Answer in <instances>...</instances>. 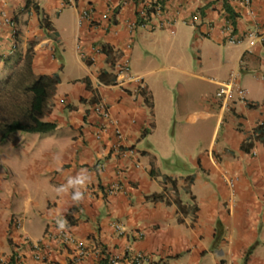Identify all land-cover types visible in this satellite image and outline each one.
<instances>
[{"label":"crops","instance_id":"crops-1","mask_svg":"<svg viewBox=\"0 0 264 264\" xmlns=\"http://www.w3.org/2000/svg\"><path fill=\"white\" fill-rule=\"evenodd\" d=\"M89 9L91 16L83 18ZM106 14L108 19L103 18ZM187 28L197 31L196 41ZM252 29L261 37L250 46L246 33ZM232 34L242 42L229 45ZM185 35L184 44L194 40L199 47V70L187 66L189 57L177 56ZM31 43L34 73L60 76L45 117L57 126L48 134L23 133L20 139L17 133L1 145L14 147L0 161V264L8 263L22 235L41 241V251L49 255L47 262L37 261L24 246L21 264H71L75 243L60 238L61 221L69 225L75 242L91 247L75 264H99L95 247L143 251L154 264H264V134L258 133L264 132V0L249 5L245 0H0V82L23 63ZM104 46L123 48L129 62L140 49L136 61L141 65L135 72L145 78L152 107L120 87L108 86L112 78L104 72L112 57ZM64 56L88 76L68 79L64 87ZM183 57L185 66L179 68ZM177 72L192 85H218L236 72L247 94L245 100L236 95L226 107L210 87L198 91L192 105L188 94L177 96L191 129L181 126L180 146L166 144L162 156L187 152L193 165L187 174L177 175L174 192L161 182L160 169L156 171L157 157L151 151L156 138L147 147L142 139L145 129L151 138L159 130L154 92L164 101L157 102L160 109L171 107L166 105V82L171 85ZM101 80L107 86L95 90ZM93 94L111 103L135 155L112 150V134L96 139ZM176 124L174 134L180 132ZM190 138L206 140L190 153L191 148L181 149ZM115 181L123 190L107 194ZM159 193L162 197L153 200ZM16 216L22 218L21 225ZM115 222L123 225L124 234L116 233ZM137 230L144 236L138 238Z\"/></svg>","mask_w":264,"mask_h":264},{"label":"rangeland","instance_id":"rangeland-1","mask_svg":"<svg viewBox=\"0 0 264 264\" xmlns=\"http://www.w3.org/2000/svg\"><path fill=\"white\" fill-rule=\"evenodd\" d=\"M192 25V24H190ZM189 27V26H188ZM190 29V28H187V30ZM192 33L191 36H193V39L195 40V38L197 37V31L195 30H188V34L189 33ZM188 37H190V35H188ZM202 38V37H201ZM200 38V39H201ZM185 39H186V35H185V38L184 40L182 41V53H179L177 54V56H184V57H189L190 58V62L189 63H186L187 66L189 68H192L194 70H199V67H198V59L201 57L200 54H199V47H197L194 43V40L192 41H189L187 42L186 44L185 43ZM192 39V38H191ZM196 41V40H195ZM229 45H236V44H229ZM201 47L204 49L203 45H201ZM179 49V48H178ZM143 51V50H142ZM140 52V49H138L136 52L133 53V58H132V62H131V69H132V72H134L135 75H140L139 73H136L135 72V68L139 67L141 65V63L136 59L139 57L137 53ZM226 54V53H225ZM179 56V57H180ZM184 57L181 59V62L180 60L178 62H180L178 65H179V68L180 66L183 64L185 66V61H183ZM205 58V57H204ZM61 59H62V56H61ZM157 59H159L157 57ZM136 61V62H135ZM63 63H65V68L63 70H61V74H62V78L64 80V87L67 83V81L69 80H74L75 78L77 79H81V80H84L86 78V76H88V73L86 70L82 69L81 68V71L79 70V68L76 66V63L72 62L71 60L67 59V57L64 56V61ZM206 66V62H204V67ZM206 74L208 75H211V74H217L216 72L212 71V70H208V69H205L204 70ZM226 72H228V69L226 70ZM179 72H177L176 75H174V82L170 85L169 83L166 82V89L168 91V95H169V101L166 102V105H169L171 107H168L167 109H160L159 105L157 102L159 103H163L164 101L160 100V99H157V92H154V109L157 114L156 116V122L158 124V128L159 130L157 131L156 135L153 136L151 138L150 136V133L149 132H146L143 136V139H142V146H146L147 147V144H148V141L150 142L151 140H156L154 141L157 145H158V149L155 145V143L153 142L154 144V147H152V153H154V155H156L157 159L155 160V164H157V167H156V171L159 172L157 170L160 169L162 175L160 176L161 178V182L165 184V186H169L170 188H172L174 185H176V177L177 175H179L180 173L181 174H187L188 172V166L193 165L192 164V155H187V152L186 154L183 152V153H179V155H171L170 158H165L162 156V150L164 148V146L166 144H169L168 148H170L171 146H174L175 147H178L180 146L181 143H178V142H181L178 141V139L180 138L179 134H182L183 131L181 132V126H182V129L186 130V129H191L190 127H187V124H186V121H185V114L182 109L180 110V107L178 108V102L175 101L177 99V96L180 95V97L184 96L185 94H188L187 97H188V100H189V104L192 105V103L190 102L191 100H193L194 98H196V94L197 92L199 91L200 94L205 92L204 90H206L205 87H210L212 88L213 90H218L219 87H220V84L218 83L213 85V84H208L206 82H197L196 85L195 83L192 85V83L189 81L190 79L187 78L186 76H180L178 75ZM165 77V74H162L161 75V80ZM230 77V75H229ZM228 77V78H229ZM228 78H226L225 80H228ZM69 79V80H68ZM160 79V75L157 76V81ZM222 82V81H220ZM179 85H180V88H179ZM198 95V94H197ZM78 101V100H77ZM188 104V108H190V105ZM153 105H151L152 107ZM150 107V108H151ZM175 120V121H174ZM174 121V122H173ZM177 121V124L175 123ZM175 124L176 126H179V130L180 132L177 134H174V129H175ZM150 126V125H149ZM193 127V126H191ZM209 132H207V134H210V131L211 129H208ZM24 132H18V135H17V139H20L22 137ZM169 139V140H168ZM206 139L205 138H199V139H196V141H194L193 139L190 138V142L185 140L184 141V145L181 149H185V150H189L190 153L196 151L197 147L202 144H204V141ZM172 142V143H170ZM192 144H194L192 146ZM14 145L13 144H9L8 147L6 146H1L0 147V161H2L4 158H5V155L8 154V151L9 149L13 148ZM179 150V149H177ZM198 152V151H197ZM10 155H14V150H12L10 152ZM194 155V154H193ZM140 157H142V155L140 154L139 155ZM194 157H196L194 155ZM7 160H5L3 163H6ZM3 169L5 170H8V168L4 167L2 165ZM157 172H156V175H157ZM169 175V176H167ZM170 175H173V176H170ZM153 191V189H152ZM159 194H163V193H159Z\"/></svg>","mask_w":264,"mask_h":264},{"label":"clouds","instance_id":"clouds-1","mask_svg":"<svg viewBox=\"0 0 264 264\" xmlns=\"http://www.w3.org/2000/svg\"><path fill=\"white\" fill-rule=\"evenodd\" d=\"M245 3H246L247 5H249V4L251 3V0H245ZM151 7H153V6L151 5ZM154 7L156 8L157 5H155ZM153 10H154V9H153ZM91 11H92V8H91ZM91 11H90V9H89V10H84L83 13H82V17H83V18H88V17H90V16H91ZM113 13H114V12H113ZM249 13L252 14L253 11L250 10ZM141 17H142V15H141ZM103 18H104V19H108V18H109V15L106 14ZM112 19H114V18H110V20H112ZM108 21H109V20H108ZM112 21L114 22V20H112ZM109 22H110L111 24L113 23V22H111V21H109ZM253 30H257L258 33H259V30H258V29H252V30H250V31H253ZM250 31H248V32H250ZM248 32H247V33H248ZM247 33H246V35H247ZM232 35H233L234 37H236L235 34H232ZM232 35H231V36H232ZM231 36H230V37H231ZM230 37H229V38H230ZM260 37H261V35H260V33H259V38L256 39L255 43L258 41V39H260ZM236 38H238V37H236ZM238 39H239V38H238ZM241 40H242V39H240V42H242ZM247 40H248V38H247ZM228 42L231 43V44H237V43H240V42L232 43V42H230L229 39H228ZM248 43H249V41H248ZM249 45L252 46L250 43H249ZM253 45H254V44H253ZM104 47H105V48H103V50L107 51L106 54L111 55V57H112V58H111V61L109 62V63H110V65H109V70H106L107 72H104V73L109 74V76H111V78H112V82H111L108 86H111V87H114V86L120 87L123 91H125V92H129V93H132V95H134L135 98H139V97L142 98V100L144 101L143 103H144L145 105H146V104L151 105V98H152V97H151V94H150L149 90L147 89V85L145 84V78H144L143 75H135V74L132 72V69H131V62H129V72H128V74H126L123 78H120V79L117 78L118 73H116V72L114 71V61H115V57H116V56L120 57V56H122V54H123V55L126 54V55L129 57L128 52L125 51V50H123V48H114V47H109V46H104ZM232 73L235 74L236 79H237V81H238V75H237V73H236V72H232ZM232 73H231V74H232ZM231 74H230V76H231ZM38 75H40V74H38ZM128 75H129V76L131 75V76L133 77V79H128ZM59 77H60V76H59ZM229 78H230V77H229ZM229 78H228V79H229ZM227 81H228V80L223 81V82H220V86H221V84H223V83H225V82H227ZM59 82H60V80H59ZM130 83H134V87L129 88V84H130ZM238 83H239V81H238ZM58 84H59V83H58ZM58 84H57V85H58ZM239 84H240V83H239ZM101 86H107V85H106V83H104V82L101 80V81H98V82H97V85L94 87V89H95V90H98V88H100ZM240 86H241V85H240ZM241 87H242V86H241ZM219 88H220V87H219ZM243 88H244V87H243ZM56 89H57V87H56ZM244 89H245V88H244ZM218 90H219V89H218ZM218 90L216 91L215 96H216V98H218V99L221 100V102H222V104H223L224 107L228 106L229 103H230L231 101H233V100L235 99L236 95H237L236 93H234V98H233V100L229 101V103H228L227 105H225L224 102H223V99H222L221 97H218V96H217V92H218ZM246 92H247V90H246ZM55 93H56V91H55ZM98 93H99V92H98ZM246 94H247V93H246ZM54 96H55V94H54ZM54 96H53V99H54ZM237 97H238V96H237ZM53 99H52V103H53ZM99 104H105L106 107L109 108V111H110V114H111V116H112V119L114 120V123H115V121H116L115 126L119 127V129H120V130L123 132V134L125 135V132L121 129V126L119 125V121H118V119H115V118L113 117V115H112V112H111V103H110V102H109L104 96H102L101 94H93V96H92V98H91V111L94 113V115L97 116V119H98L96 127L99 128L100 123L103 121L102 116H100L99 113H97V111H96V107H97V105H99ZM50 112H51V111H50ZM47 115H48V114H47ZM47 115H46V116H47ZM46 116H45V117H46ZM44 119H45V118H44ZM46 121H47V120H46ZM51 122H52V121H51ZM54 123H55V122H54ZM56 126H57V125H56ZM54 130H55V129H54ZM54 130H53V131H54ZM53 131H52V132H53ZM147 131H148V130H147ZM147 131H146V129H145V131H144L143 134H145ZM17 133H18V132H17ZM17 133H15V134H17ZM24 133H30V132H24ZM50 133H51V132H50ZM96 133H97V132H96ZM15 134L13 135V137L15 136ZM39 134H40V133H39ZM46 134H48V133H46ZM107 134H109V135L112 134V135L115 136V139L112 140V142H111V149H112V150H116V149L113 147V143H114V141L116 140V137H117V134L115 133V130L111 129V130H109V131L107 132ZM96 135H97V134H95V137H96L97 140L101 141V140L104 139V137L101 138V139H99V138H97ZM13 137H12V138H13ZM11 140H12V139H11ZM11 140H10V141H11ZM7 143H8V142H7ZM123 150H128L129 153L134 154V155H135V152H136L133 148H128V147H127V145H126V135H125V138H124V143H123V145L121 146V148H120L119 151L122 152ZM116 151H118V150H116ZM139 164H140V163L137 162V166H138ZM99 168H100V169H103V168H104V164H99ZM173 188H174V189H173ZM171 189H172L174 192H177V190H178V188H177L176 185H174ZM121 190H123V187L121 186V183H120L119 181H115V183H113V184L110 185L108 188H106V191H107L106 193H107V194H112V193H115V192H117V191H121ZM104 191H105V190H104ZM157 195H161L160 198L162 197V194H157ZM20 219H22V218L19 217V216H16V217L14 218V220L18 223V225H21ZM73 219H75V218H73ZM73 223H74V222H73ZM115 224H119V225L121 226V230H117L116 227H115ZM60 226H61V228H60V230H61V237H60V238L63 239L64 242H66V243H70V242H74V243H75V252L71 254V257H70V263H71V264H75V263H78L79 261L84 260V259H85V256L88 255L89 253H91V247L88 246L84 241H76V242H75V241H74V238H73V236H72V234L69 233V225L64 227V222L61 221V222H60ZM113 227H114V229H115V231H116V233H117L118 235H122V234H124L125 229H124L123 225H122L120 222H115V223H113ZM140 233H143V234H144V231L137 230L136 235H137L138 238H141V236H140L141 234H140ZM24 246H28V247H30V248L32 249V253H33V256H34L35 260H37V261H42V262H47L46 260H47V256L49 255V253H48V252L41 251V247H42V245H41V241L34 242V241H32L28 236H26V235H22V236H20L19 241H17L16 244L14 245L13 253H12L11 258H10V260L8 261L7 264H11V261H12V260H13L14 264H21V262H22L21 259H22V257H23L22 249H23ZM92 251L97 253V256H98L97 260L100 261L99 264H108L109 258H110L112 255L119 254V255L123 256L124 258H126V257H130V256H132L133 254H136V253H137V252H131V250H130L129 247H128L127 251L124 252V253L110 252V251H108V249H107L106 247H103L102 249H99V248L95 247V248H92ZM138 252H141L143 255H145V257H146L147 260H146V262H145L144 264H154L153 261H150L149 255H147V253H145V252H143V251H138Z\"/></svg>","mask_w":264,"mask_h":264},{"label":"trees","instance_id":"trees-1","mask_svg":"<svg viewBox=\"0 0 264 264\" xmlns=\"http://www.w3.org/2000/svg\"><path fill=\"white\" fill-rule=\"evenodd\" d=\"M33 46L31 43L23 63L0 82V146L17 132L46 134L56 128V123L44 118L52 110L60 77L59 74L34 73ZM258 133L264 134L261 129ZM160 196L153 194L152 199ZM11 264H14L13 260Z\"/></svg>","mask_w":264,"mask_h":264},{"label":"built area","instance_id":"built-area-1","mask_svg":"<svg viewBox=\"0 0 264 264\" xmlns=\"http://www.w3.org/2000/svg\"><path fill=\"white\" fill-rule=\"evenodd\" d=\"M196 18V17H195ZM246 37L251 45L255 44L257 38H259V33L257 30H253L247 33ZM230 42L237 43L240 42V39L234 37L233 35L229 38ZM114 71L118 73L117 78H123L129 72V57L126 54H122V56L115 57L114 61ZM128 79H133V77L128 75ZM234 93L237 94L239 100L246 99V89L240 86L238 83L236 76L234 73L231 74L230 78L227 82L221 84L217 96L223 99L225 105L229 103V101L233 100ZM97 113L102 116L103 121L100 123V126L97 131V138L101 139L105 137L107 132L111 129L115 130L117 134L116 140L113 143V147L116 150H120L121 146L124 143L125 135L119 129V127L115 126L116 121L112 119L109 108L106 107L105 104H99L96 107ZM117 230H121V226L119 224H115ZM142 234V233H140ZM146 257L141 252H137L130 257L124 258L123 256L116 254L112 255L109 258L108 264H144L146 262Z\"/></svg>","mask_w":264,"mask_h":264}]
</instances>
